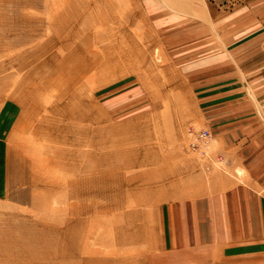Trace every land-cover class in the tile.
<instances>
[{"label": "rangeland", "instance_id": "obj_1", "mask_svg": "<svg viewBox=\"0 0 264 264\" xmlns=\"http://www.w3.org/2000/svg\"><path fill=\"white\" fill-rule=\"evenodd\" d=\"M144 1L0 0V264L173 261L200 61L261 50L264 0Z\"/></svg>", "mask_w": 264, "mask_h": 264}, {"label": "crops", "instance_id": "obj_2", "mask_svg": "<svg viewBox=\"0 0 264 264\" xmlns=\"http://www.w3.org/2000/svg\"><path fill=\"white\" fill-rule=\"evenodd\" d=\"M255 25L264 27V13ZM251 48L209 52L200 61L208 69L199 77L198 90L207 91L199 122L210 125L214 139L209 150L183 161L187 173L177 182L175 213L164 212L183 238L164 264H226L250 249L264 264V46Z\"/></svg>", "mask_w": 264, "mask_h": 264}, {"label": "built area", "instance_id": "obj_3", "mask_svg": "<svg viewBox=\"0 0 264 264\" xmlns=\"http://www.w3.org/2000/svg\"><path fill=\"white\" fill-rule=\"evenodd\" d=\"M209 134L207 132H199L198 139L202 141L204 144H207L209 141ZM193 146V144H191Z\"/></svg>", "mask_w": 264, "mask_h": 264}]
</instances>
